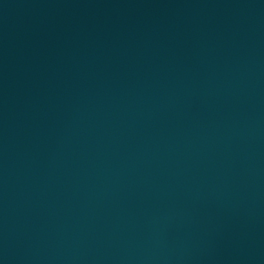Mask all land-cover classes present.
<instances>
[{
	"label": "water",
	"instance_id": "95a60500",
	"mask_svg": "<svg viewBox=\"0 0 264 264\" xmlns=\"http://www.w3.org/2000/svg\"><path fill=\"white\" fill-rule=\"evenodd\" d=\"M0 264H264V0H0Z\"/></svg>",
	"mask_w": 264,
	"mask_h": 264
}]
</instances>
